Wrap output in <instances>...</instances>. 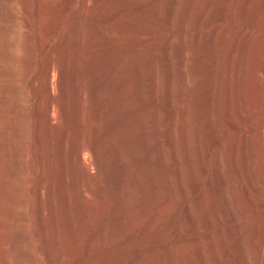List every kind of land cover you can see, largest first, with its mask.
Returning a JSON list of instances; mask_svg holds the SVG:
<instances>
[{"label": "rangeland", "instance_id": "rangeland-1", "mask_svg": "<svg viewBox=\"0 0 264 264\" xmlns=\"http://www.w3.org/2000/svg\"><path fill=\"white\" fill-rule=\"evenodd\" d=\"M239 1L0 0V98L17 105L4 115L0 154L18 160L22 173L9 177L0 167V264H264V252L258 259L264 146H239L232 163L227 144L249 130L255 136L264 124V9L242 13ZM242 29L263 39L253 40L244 56L234 45ZM50 60L65 65L64 85L58 67L50 75V92L64 111L58 102L48 109ZM211 126L222 134L209 152ZM67 141L92 144L103 172L84 150L88 176H78ZM216 156L221 171H229L215 184L221 194L212 192L203 171ZM235 223L241 233L233 243L224 231Z\"/></svg>", "mask_w": 264, "mask_h": 264}, {"label": "bare ground", "instance_id": "bare-ground-1", "mask_svg": "<svg viewBox=\"0 0 264 264\" xmlns=\"http://www.w3.org/2000/svg\"><path fill=\"white\" fill-rule=\"evenodd\" d=\"M7 1V0H6ZM88 1V0H87ZM94 1V0H93ZM191 1V0H190ZM9 2V1H8ZM69 2H72V0H69ZM6 3V2H5ZM11 3V2H10ZM7 4V3H6ZM90 3H88L87 2V5H89ZM17 5V4H16ZM14 6H15V4H14ZM213 7V6H212ZM211 7V8H212ZM6 8H8V7H6ZM114 8V7H113ZM210 8V9H211ZM238 8H240V11L243 13H247V11H250L251 12V10H253L256 14H258V13H260L263 9H264V0H240L239 1V4H238ZM10 11V10H9ZM109 11V10H108ZM114 11V10H113ZM104 12V11H103ZM199 13V12H198ZM1 14V13H0ZM261 14H262V12H261ZM5 15V14H4ZM130 16V15H129ZM255 16V15H254ZM260 16V15H259ZM258 16V17H259ZM11 18V17H10ZM174 18V17H173ZM264 18V17H263ZM1 19V18H0ZM3 19V18H2ZM6 19V18H5ZM247 19H248V17H247ZM7 20V19H6ZM199 20V19H198ZM261 20H262V18H261ZM213 21V20H212ZM260 21V20H259ZM263 21V20H262ZM9 22V21H8ZM7 23V22H6ZM263 23V22H262ZM3 25L5 26L6 24H4L3 23ZM258 25H259V23H258ZM2 26V25H1ZM11 26V25H10ZM189 26V25H188ZM194 26V25H193ZM256 26H257V23H256ZM259 27V26H258ZM188 28V27H187ZM11 29H12V27H11ZM21 29V28H20ZM250 29V28H249ZM248 30L247 29H242V31H240V33H238L237 34V37L234 39V45L236 46V49L238 50V52L242 55V56H244V52H245V50L246 49H250L248 46L250 45L251 46V42L253 41V40H258L259 39V42H261L263 39L262 38H259V37H254L253 35H252V33H249V32H247ZM255 31V30H254ZM8 33V32H7ZM213 33V32H212ZM200 34V33H199ZM202 34V33H201ZM1 35V34H0ZM209 35V34H208ZM3 36V35H2ZM71 36H73V35H71ZM201 36V35H200ZM10 37V36H9ZM13 37V36H12ZM18 37V36H17ZM74 37H75V34H74ZM79 37V36H78ZM235 37V36H234ZM6 38V37H5ZM11 38V37H10ZM195 38V37H194ZM214 38V37H213ZM218 37H216V39H217ZM4 39V38H3ZM184 39H185V37H184ZM196 39V38H195ZM201 40H202V38H200ZM143 40V39H142ZM182 40V39H181ZM200 40V41H201ZM178 42V41H177ZM176 42V43H177ZM69 43H71V42H69ZM263 43V42H262ZM12 44V43H11ZM259 45L261 46V43H259ZM4 46H6V45H4ZM13 46H14V48H15V50H17V51H19V50H21V45H19V44H13ZM7 47V46H6ZM65 47V46H64ZM70 47H72V46H70ZM252 48H254V46L252 47ZM261 48V47H260ZM64 49V48H63ZM62 49V50H63ZM72 49V48H71ZM167 49H170V48H167ZM173 49V48H172ZM172 49H170V50H172ZM193 49V48H192ZM254 49H256V48H254ZM262 49V48H261ZM8 51V50H7ZM70 51V50H69ZM68 51V52H69ZM169 51V50H168ZM173 51V50H172ZM187 51V50H186ZM190 51V50H189ZM189 51H187V52H189ZM167 52V51H166ZM235 52V51H234ZM246 52H247V50H246ZM249 52V51H248ZM172 53V52H171ZM190 53V52H189ZM64 54V53H63ZM69 54H70V52H69ZM258 54H259V51H258ZM71 55H72V53H71ZM70 55V56H71ZM170 55V54H169ZM172 55V54H171ZM236 55V54H235ZM240 55V56H241ZM69 56V55H68ZM168 56V55H167ZM225 56V55H224ZM232 56V55H231ZM247 55H245V57H246ZM4 57V56H3ZM170 57V56H169ZM72 58V57H71ZM167 58V57H166ZM4 59V58H3ZM6 59V58H5ZM62 59V58H61ZM60 59V60H61ZM68 59V58H67ZM169 59V58H168ZM231 59V58H230ZM241 59V58H240ZM192 60H194V59H192ZM227 60V59H226ZM263 60H264V58H263ZM186 61V60H185ZM189 61V60H188ZM228 61V60H227ZM226 61V62H227ZM246 62H247V60H245ZM251 61V60H250ZM184 62V61H183ZM244 62V61H243ZM191 64H192V62H190ZM189 63V64H190ZM256 63V62H255ZM68 64L70 65V61L68 62ZM190 64V65H191ZM234 64V63H233ZM243 64V63H242ZM258 64V63H257ZM262 64V63H261ZM68 65V66H69ZM226 65V64H225ZM63 66H65V65H63ZM63 66L62 65H56V63L54 62V60L53 61H49L48 63H47V65H46V68H45V71H44V76H45V82H46V86L45 87H47V91H48V96H49V101H48V109H50L53 105H56V103L58 102V101H56V99L54 98V95H52V93L50 92V83H51V81H52V79H51V77H52V74H51V72L54 70L55 71V69H56V67H58V69H59V71H60V74H61V77H62V85H64V83H65V74H64V68H63ZM260 67H261V65H259ZM73 67V66H72ZM170 67H171V65H170ZM225 67V66H224ZM229 67V66H228ZM68 68V67H67ZM69 68H70V66H69ZM68 68V69H69ZM174 68V67H173ZM230 68H232V67H230ZM229 68V69H230ZM171 69V68H170ZM175 69V68H174ZM190 69V68H189ZM238 69V68H237ZM250 69V68H249ZM244 70H246V69H244ZM258 70H260L259 68H258ZM169 71V70H168ZM175 71V70H174ZM263 72H264V65H263V70H262ZM261 71V72H262ZM5 72V71H4ZM222 72V71H221ZM226 72V71H225ZM242 72V71H241ZM250 72V71H249ZM252 72V71H251ZM12 73V72H11ZM220 73V72H219ZM223 73H224V71H223ZM243 73V72H242ZM258 73V72H257ZM260 73V72H259ZM5 74V73H4ZM174 74H175V72H174ZM190 74V73H189ZM189 74H188V76H189ZM221 74V73H220ZM232 74V73H231ZM246 74V73H245ZM50 75H51V77H50ZM226 75V74H225ZM9 76V75H8ZM237 76V75H236ZM243 76V75H242ZM262 76V75H261ZM11 77H14V76H11ZM166 77H170V74L168 73V72H166ZM221 77H222V75H221ZM221 77H220V79H221ZM256 77V76H255ZM174 78L175 79H173L174 81L176 80V77L174 76ZM189 78H190V76H189ZM188 78V79H189ZM198 78V77H197ZM223 78V77H222ZM240 78V77H239ZM244 78H245V76H244ZM51 79V80H50ZM241 79V78H240ZM232 80H235V78L234 79H232ZM189 81H191V80H189ZM221 81H223V80H221ZM227 81H229V80H227ZM227 81H225L224 80V84L226 85V84H228L227 83ZM237 81H239V79H237ZM192 82V81H191ZM235 82V81H234ZM240 82V81H239ZM239 82H238V84H239ZM194 83V82H193ZM231 83V82H230ZM191 84V83H190ZM189 84V85H190ZM232 84V83H231ZM229 85V86H231L232 87V85ZM237 85V84H236ZM224 87H226L227 88V86H224ZM236 87V86H235ZM234 87V88H235ZM240 87V86H239ZM225 88V89H226ZM233 88V89H234ZM238 88V87H237ZM241 88V87H240ZM240 88H239V91H240ZM224 89V90H225ZM228 89H230V88H228ZM227 89V90H228ZM232 89V88H231ZM187 90V89H186ZM235 90V89H234ZM242 91H244L243 89H242ZM242 91H240V92H242ZM15 92V91H14ZM232 92V91H231ZM240 92H238V93H240ZM245 92V91H244ZM7 93V92H6ZM243 94V93H242ZM224 95V94H223ZM229 94L227 93V98L226 99H228V103H226L227 104V106L225 105V107H226V112H228V117H229V119L231 118L230 116L232 115V100L230 101L229 99H230V97L228 96ZM241 95V94H240ZM6 96L7 95H5V96H3L2 98H0V131H4V130H6V126H5V124H4V121H3V119H4V115H6L7 113H10V112H12V111H14L15 109H16V106H14V105H8L7 103H6ZM192 97V96H191ZM222 98H224V97H222ZM232 98V97H231ZM63 99V98H62ZM225 99V100H226ZM234 99V98H233ZM240 99V98H239ZM239 99H237V100H239ZM192 100V99H191ZM241 101V100H240ZM244 102V101H243ZM174 103V102H173ZM225 103V102H224ZM58 104L61 106V108L63 109V111H64V107H63V105L60 103V102H58ZM185 104H186V102H185ZM188 104H190V103H188ZM244 104V103H243ZM58 105V106H59ZM173 105V104H172ZM233 105H234V103H233ZM245 105H246V103H245ZM186 106H187V104H186ZM185 106V107H186ZM237 106H238V104H237ZM244 106V105H243ZM189 108H191V105H189L188 106ZM194 107H192V109H193ZM241 108V107H240ZM245 108V107H244ZM246 108H247V106H246ZM86 109V108H85ZM195 109V108H194ZM60 110V109H59ZM83 110V109H82ZM190 110V109H189ZM21 111V110H20ZM239 111V110H238ZM250 111V110H249ZM248 111V112H249ZM18 112V111H17ZM84 112H85V110H84ZM191 112V111H190ZM235 112V111H234ZM242 112H243V110H242ZM65 113V112H64ZM192 113H193V111H192ZM240 114V113H239ZM242 114H245L244 112L242 113ZM248 114V113H247ZM63 115V114H62ZM246 115V114H245ZM244 115V116H245ZM188 116V115H187ZM194 116V115H193ZM233 116V115H232ZM239 116V115H238ZM248 116V115H247ZM189 117V116H188ZM227 117V118H228ZM64 118V117H63ZM191 119H192V114H191V117H190ZM238 118V117H237ZM245 118V117H244ZM254 118V117H253ZM68 119V118H67ZM240 119V118H239ZM246 119V118H245ZM252 119V118H251ZM254 119H256V118H254ZM261 119V118H260ZM177 120H180V118L179 119H177ZM195 120V119H194ZM264 120V119H263ZM211 121H214V123H215V120H211ZM251 121V120H250ZM260 121V120H259ZM178 122V121H177ZM176 122V123H177ZM193 122V125H195L196 124V122H195V124H194V121H192ZM256 122V121H255ZM261 122V121H260ZM47 123L48 124H51V117L49 116L48 118H47ZM178 123H180V122H178ZM177 123V125H180V124H178ZM239 124V123H238ZM259 124V123H258ZM176 125V126H177ZM189 125V124H188ZM230 125V126H229ZM240 125V124H239ZM252 125H254V124H251V122H250V126L252 127ZM196 126V125H195ZM194 126V127H195ZM226 126H228L227 128H228V131L230 132V133H228L229 135H233V133H234V125H233V123L230 121V120H228V125H226ZM256 126V125H255ZM8 127H10V126H8ZM7 127V128H8ZM219 127V126H218ZM239 127V126H238ZM241 127V126H240ZM249 127V126H248ZM257 127V129H258V131L257 132H255L256 134H255V136H252V134L250 133V132H252V131H248L247 133H246V135H244L243 136V138L242 139H240L241 141H232V142H228L227 144H228V148H229V157H230V159H231V162L232 161H234V158L236 157V151L239 149L240 150V148H242V149H244V150H246L247 149V147L249 146V144L251 143V142H253L254 141V144L255 145H261V147L262 146H264V124H259V125H257L256 126ZM52 128V127H51ZM65 128V127H64ZM178 128V127H177ZM196 129V128H195ZM200 129V128H199ZM245 129V128H244ZM194 130V129H193ZM218 130V128L216 127H214V126H211V127H209L208 128V130L206 131V135H207V137H208V140H209V142H208V145H207V147H208V149H209V152H211L212 151V149H213V147H214V145L218 142V140L220 139V134H222V132H219V131H217ZM240 130V129H239ZM238 130V131H239ZM256 130V129H255ZM8 131V130H7ZM10 131V130H9ZM8 131V132H9ZM63 132H64V130H62ZM176 131H177V129H176ZM11 132V131H10ZM13 132V131H12ZM245 132V131H244ZM254 132V131H253ZM2 133V132H1ZM70 133V131L68 132V134ZM243 133V132H242ZM241 133V134H242ZM64 134L65 133H63V136H64ZM66 134H67V132H66ZM67 134V135H68ZM203 134V133H202ZM13 135V134H12ZM70 135V134H69ZM254 135V134H253ZM63 136H62V139H64L65 137H67V136H65L64 138H63ZM197 136V135H196ZM69 137V136H68ZM185 137H188V136H185ZM252 137V138H251ZM253 137H255V139L253 140ZM240 138V137H239ZM66 140H67V138H65ZM178 139V138H177ZM60 140V139H59ZM178 140H180V139H178ZM178 140H176V141H178ZM184 140V139H183ZM58 141V140H57ZM37 142V141H36ZM180 142V141H179ZM188 142V141H187ZM192 142V141H191ZM53 143H56V142H53ZM66 143V142H65ZM67 143H69L70 144V141L68 142L67 141ZM67 143H66V145H67ZM60 144L64 147L65 145H64V143H62V142H60ZM68 144V145H69ZM176 144V143H175ZM178 144V143H177ZM176 144V145H177ZM199 144H200V142H199ZM55 144H53V146H54ZM94 145V144H93ZM175 145V146H176ZM179 145V144H178ZM95 146V145H94ZM239 146H240V148H239ZM2 147V146H1ZM36 147V146H35ZM54 148V147H53ZM64 148H66V151H67V153H68V162H69V165H70V168H72L73 170H75L76 168H78V176L81 174V175H87V168H85V166H84V159H82V156H81V154H82V151H92V153L95 155V157H96V167H97V169L99 170V171H101V173L103 172L102 171V169L104 168L103 166V164H100V162H101V158H100V161H99V157H100V155H99V157H98V155H97V153H96V150H95V148L92 146V144L90 145H87V144H81V143H77V144H70L69 146H65ZM173 148V147H172ZM175 148V147H174ZM190 149V148H189ZM207 149V150H208ZM204 150V149H203ZM2 151V150H1ZM36 151V150H35ZM84 151V152H85ZM189 152H190V150H188ZM198 151V150H197ZM205 151V150H204ZM204 151H201V153H202V155L204 154L203 152ZM257 151V150H256ZM15 152H17V151H15ZM208 152V151H207ZM17 154V153H16ZM190 154H192V153H190ZM198 154V153H197ZM207 154V153H206ZM209 154V153H208ZM228 154V153H227ZM201 155V156H202ZM17 156V155H16ZM193 156V155H192ZM206 156V155H205ZM221 156V155H220ZM222 156H224V155H222ZM221 156V157H222ZM228 156V155H227ZM227 156H224V157H226L227 158ZM190 157V156H189ZM203 157H204V155H203ZM220 158V157H219ZM223 158V157H222ZM219 159V160H221L222 161V163L224 162L223 160L225 159V158H223V159ZM18 159V158H17ZM229 159V160H230ZM188 160V159H187ZM227 160H228V158H227ZM55 161V160H54ZM225 161H226V159H225ZM244 161H245V158H244ZM17 162H18V160H17ZM17 162H14L13 160H12V158H10L8 155H5V153L3 154H0V167H1V169H2V171L7 175V176H14V177H16V178H18V179H21L22 178V173H21V171H20V169L18 168V166L16 165L17 164ZM63 165H68V163H66L63 159H61V161H60ZM219 162V161H218ZM217 162V156L215 157V159H214V164H212V165H207L206 164V166L204 165L203 167V171H204V173L208 176V185L211 187V190H212V192L213 193H215V194H219L220 192H219V190H220V188L217 186V185H219V183L221 182V181H223V177H222V174H221V172L222 173H224L223 172V170L221 171V169L219 168V163ZM233 163V162H232ZM68 165V166H69ZM103 165V166H102ZM229 165H230V163H229ZM101 166L103 167V168H101ZM187 166H189V165H187ZM223 166V165H222ZM192 167V166H191ZM231 167L232 166H230V169H231ZM222 169H224V168H222ZM229 168H228V170H230ZM104 170V169H103ZM181 170H182V167H181ZM180 170V171H181ZM227 170V169H226ZM225 170V171H226ZM183 171V170H182ZM231 171V170H230ZM23 172V171H22ZM184 172V171H183ZM228 173H229V171H227ZM226 172V173H227ZM258 172V171H257ZM24 173V172H23ZM89 173V172H88ZM226 173H224V178L225 177H227L228 178V175L226 174ZM90 174V173H89ZM225 174H226V176H225ZM182 175H183V173H182ZM181 175V176H182ZM235 175V174H234ZM88 176V175H87ZM90 176V175H89ZM177 176V175H176ZM13 177V178H14ZM70 177V176H69ZM178 177H180V175L178 176ZM182 177H184V175L182 176ZM181 177V178H182ZM68 178V177H67ZM83 178H86V177H83ZM88 178V182H89V179H90V177H87ZM86 178V179H87ZM106 179H107V177H105ZM180 178V179H181ZM242 178V177H241ZM10 179V178H9ZM183 179V178H182ZM86 181V180H85ZM181 181V180H180ZM179 181V182H180ZM82 182L84 183V181L82 180ZM87 182V183H88ZM245 182V181H244ZM243 182V183H244ZM217 183V185H215ZM223 183H225V182H223ZM259 183V182H258ZM54 184V183H53ZM87 185V184H86ZM237 185V184H236ZM83 187H86V186H84V185H82ZM88 186V185H87ZM195 186V188H196V186H197V184L196 185H194ZM244 186V185H243ZM51 187V186H50ZM49 187V188H50ZM54 187V186H53ZM81 187V186H80ZM90 187H91V185H90ZM242 187V186H241ZM92 188V187H91ZM243 188V190L245 189L244 187H242ZM86 189V188H85ZM94 189V188H93ZM221 189H223V188H221ZM84 190V189H83ZM89 190V188H87V190L86 191H84L85 193H87V191ZM206 190H208V189H206ZM210 189H209V192H208V194L209 193H211L210 191H211ZM222 192H223V190H221ZM52 192V191H51ZM92 192V191H91ZM91 192H89L88 191V193H91ZM184 193H185V191H183ZM205 192V191H204ZM221 192V193H222ZM244 192V191H243ZM50 193V192H49ZM84 193V194H85ZM220 193V194H221ZM84 194H83V192L81 193V196L83 197L84 196ZM102 194V193H101ZM205 194H207V193H205ZM204 194V195H205ZM207 194V195H208ZM212 194V193H211ZM86 195V194H85ZM186 195V194H185ZM202 196V195H201ZM211 196V195H210ZM209 196V197H210ZM212 196H214V194L212 195ZM211 196V197H212ZM216 196V195H215ZM214 196V197H215ZM220 196V195H219ZM87 197V196H86ZM96 197V196H95ZM185 197H187V196H185ZM204 197V196H203ZM210 197V198H211ZM213 197V198H214ZM218 196H216V198H217ZM223 197V196H222ZM205 198V197H204ZM214 199V200H216L217 201V199ZM201 199H203V198H201ZM201 199H199V200H201ZM206 200H207V197L205 198ZM98 200H100V199H98ZM183 200H185V199H183ZM198 200V199H197ZM198 200V201H199ZM205 200V201H206ZM204 201V203H206ZM209 201V198H208V200H207V202ZM211 201V200H210ZM209 201V202H210ZM203 202V201H202ZM16 202L14 201V204H15ZM197 203V207H198V205H200V203L201 202H196ZM199 203V204H198ZM203 203V204H204ZM211 203V202H210ZM209 203V204H210ZM208 204V203H207ZM189 207H190V205H188ZM191 206H193V208L195 207L194 205H192L191 204ZM17 207V206H16ZM218 207V206H217ZM192 208V207H191ZM193 208L192 209H190V210H193ZM196 208V207H195ZM227 209H229V208H227ZM230 209H232L231 207H230ZM230 209H229V212H230ZM225 210H226V208H225ZM233 210V209H232ZM194 211V210H193ZM189 212V211H188ZM192 212V211H191ZM225 213H226V211H224ZM232 212H234V210L232 211ZM228 213L227 215H228V218L229 219H233V213ZM220 214H221V212H219ZM191 214V213H190ZM194 215H195V213H193ZM192 214V215H193ZM219 214V215H220ZM235 215H236V213H234ZM191 215V216H192ZM218 215V216H219ZM187 216V215H186ZM190 215L189 216H187V217H191ZM218 216H217V218H218ZM225 216V215H224ZM195 217V216H194ZM194 217H193V219H194ZM237 217V216H236ZM222 218V217H221ZM227 218V217H226ZM225 218V219H226ZM185 219H186V217H185ZM188 219H190V218H188ZM188 219H186V220H188ZM191 220V221H194V220ZM216 219V218H215ZM214 219V220H215ZM237 219V218H236ZM219 220V219H218ZM218 220H216L217 222H218ZM233 220H235V219H233ZM190 221V222H191ZM216 221H214V223L212 222V224H215V222ZM222 221H224V219L222 220ZM221 221V222H222ZM210 222V221H209ZM226 222H228V220L226 219ZM185 223H186V221H185ZM187 223H189L188 221H187ZM192 223V222H191ZM194 223V222H193ZM209 224V223H208ZM207 224V225H208ZM211 224V225H212ZM185 225V224H184ZM223 225H225L224 223H223ZM190 226V225H189ZM240 226L241 225H239V224H234V225H232L229 229H227V232H225L224 231V234L225 233H228L227 234V236H226V238L228 237V235H231L232 237L234 236V235H236V234H240L239 233V229H240ZM185 227V226H184ZM187 227H188V225H187ZM208 227V226H207ZM206 227V228H207ZM246 227V226H245ZM244 227V225H243V228H245ZM23 228V227H22ZM242 228V227H241ZM242 228V229H243ZM217 230V229H216ZM226 230V229H225ZM218 231V230H217ZM244 231V230H243ZM242 231V232H243ZM220 233V235L222 236V232L221 231H219ZM217 232L215 231V233L214 234H216ZM219 235V236H220ZM214 236V235H213ZM242 236V235H241ZM26 237V233L24 232V231H21V233H20V235H19V238H25ZM29 237V236H28ZM217 237H218V235H217ZM215 238H216V236H215ZM221 238V237H220ZM225 238V239H226ZM50 239V238H49ZM217 240H219V238H216ZM221 239H223V238H221ZM227 239H229V238H227ZM238 239L239 238H237V237H233L232 238V242L233 243H236L237 241H238ZM8 240V239H7ZM18 240V239H17ZM24 240V239H23ZM27 240V239H26ZM209 240V239H208ZM207 240V237H206V240H205V242L206 241H208ZM211 241V240H210ZM214 241H216L215 239H214ZM220 241H222V240H220ZM231 241V240H230ZM230 241H228V242H230ZM240 241V240H239ZM198 242V241H197ZM197 242H195L196 244H197ZM204 242V241H203ZM205 242H204V246L203 247H206L205 246ZM218 242V241H217ZM216 242V243H217ZM223 242V241H222ZM232 242H230V243H232ZM16 243V242H15ZM200 243H202V242H200ZM208 243H210V242H208ZM211 243L212 244H214L213 243V241H211ZM215 243V244H216ZM224 243V242H223ZM230 243H226V244H230ZM20 244V243H19ZM18 244V245H19ZM23 244V243H22ZM22 244H20V245H22ZM29 244V243H28ZM196 244H194V245H196ZM212 244H207L208 245V249L210 248L209 246L210 245H212ZM214 244V245H215ZM10 245V244H9ZM24 245V244H23ZM190 245H192V244H190ZM198 245H199V243H198ZM218 245V244H217ZM219 245H220V242H219ZM223 245V244H222ZM238 245H240V244H238ZM14 246V245H13ZM213 246V245H212ZM26 247V246H25ZM183 247H185V245L183 246ZM193 247V246H192ZM199 247H200V245H199ZM216 247V246H215ZM220 247V246H219ZM219 247H217V248H219ZM222 247V246H221ZM220 247V248H221ZM226 247H228V246H226ZM17 248V247H16ZM196 248V247H195ZM15 249V248H14ZM29 249V248H28ZM189 249V248H188ZM204 249V248H203ZM211 249V248H210ZM222 249V248H221ZM231 249V248H230ZM11 250L12 249H9L8 250V252L11 254L12 252H11ZM215 250V249H214ZM214 250H212V251H214ZM220 250V249H219ZM224 250V249H223ZM226 250V249H225ZM233 250H234V248H233ZM18 251V250H17ZM20 251V250H19ZM203 251V250H202ZM29 252V251H28ZM215 252V251H214ZM260 252L261 253H259V256H258V259H260V254H262V252H264V225H263V229H262V233H261V245H260ZM20 253V252H19ZM24 253V252H23ZM26 253V252H25ZM24 255V254H23ZM235 255V254H234ZM14 257H16V256H14ZM222 257V256H221ZM229 257V256H228ZM5 258V257H4ZM234 258V257H233ZM7 259V258H6ZM223 259V258H222ZM222 259H221V261H222ZM5 260V259H4ZM220 260V259H219ZM228 260V259H227ZM232 260V259H231ZM235 260V259H234ZM260 260H262V258L260 259ZM220 261V262H221ZM230 261V260H229ZM263 261V260H262ZM5 263H6V261H5ZM237 263V262H236ZM23 264V263H22Z\"/></svg>", "mask_w": 264, "mask_h": 264}]
</instances>
